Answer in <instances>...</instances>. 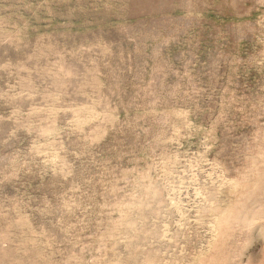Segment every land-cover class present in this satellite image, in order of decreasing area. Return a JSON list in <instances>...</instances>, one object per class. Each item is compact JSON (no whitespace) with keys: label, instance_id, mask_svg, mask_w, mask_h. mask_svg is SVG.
<instances>
[{"label":"rangeland","instance_id":"374dc122","mask_svg":"<svg viewBox=\"0 0 264 264\" xmlns=\"http://www.w3.org/2000/svg\"><path fill=\"white\" fill-rule=\"evenodd\" d=\"M0 264H264V0H0Z\"/></svg>","mask_w":264,"mask_h":264}]
</instances>
